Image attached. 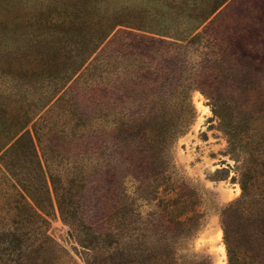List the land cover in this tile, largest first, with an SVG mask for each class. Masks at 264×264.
I'll use <instances>...</instances> for the list:
<instances>
[{"label": "rangeland", "instance_id": "374dc122", "mask_svg": "<svg viewBox=\"0 0 264 264\" xmlns=\"http://www.w3.org/2000/svg\"><path fill=\"white\" fill-rule=\"evenodd\" d=\"M0 264H264V0H0Z\"/></svg>", "mask_w": 264, "mask_h": 264}, {"label": "trees", "instance_id": "16d2710c", "mask_svg": "<svg viewBox=\"0 0 264 264\" xmlns=\"http://www.w3.org/2000/svg\"><path fill=\"white\" fill-rule=\"evenodd\" d=\"M164 171H165V170H164ZM164 171H163V172H158V174H159L160 176L165 177L166 174L164 173ZM158 174H157V173H154V174H153V178L160 177ZM163 177H162V178H163ZM245 187H246V185H245V184H242V182H241V190H242V192H244ZM179 206H182V205L179 204Z\"/></svg>", "mask_w": 264, "mask_h": 264}]
</instances>
